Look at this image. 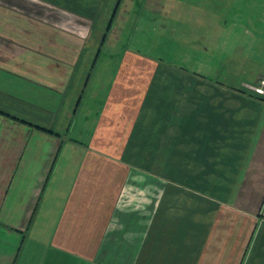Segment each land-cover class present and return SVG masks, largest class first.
Wrapping results in <instances>:
<instances>
[{
	"label": "crops",
	"instance_id": "1",
	"mask_svg": "<svg viewBox=\"0 0 264 264\" xmlns=\"http://www.w3.org/2000/svg\"><path fill=\"white\" fill-rule=\"evenodd\" d=\"M119 1H112L111 18ZM104 2L0 0V264H264V104L242 96L235 117L212 123L213 131L229 132L223 142L231 150L211 152L202 141L200 161L212 164L209 172L172 169L169 152L163 171L127 154L148 90L127 83L134 61L124 64L133 69L120 73L124 81L95 112L88 146L97 151L60 155L87 108L82 94L66 115L73 122L64 137L44 107L10 105L27 103L12 94L5 74L65 95L100 29L94 20ZM45 15L51 27L37 22ZM62 27L77 34L71 46L59 42ZM49 33L54 42L43 37ZM136 63L148 69L142 79L150 81L157 63ZM118 86L132 91L119 93ZM28 108L38 109L41 121L11 118L13 111L28 122ZM220 164L231 165L232 173Z\"/></svg>",
	"mask_w": 264,
	"mask_h": 264
},
{
	"label": "rangeland",
	"instance_id": "2",
	"mask_svg": "<svg viewBox=\"0 0 264 264\" xmlns=\"http://www.w3.org/2000/svg\"><path fill=\"white\" fill-rule=\"evenodd\" d=\"M112 1L104 2L103 13L94 20L100 29L90 36L88 50L65 95L46 85L5 74L12 94L27 103L10 105L18 109L44 107L52 113L43 115L49 122L55 118V128L64 137L73 122V117L66 115L74 111L82 94L87 108L80 110L75 127L62 143L60 155L81 156L87 150L97 151L96 147L88 146L89 135L96 128L95 112L104 105L112 86L124 81L120 73L126 70L127 74V69H133L124 64L134 61L136 68L130 72L132 76L127 83L139 88L135 91L143 90L144 85L148 90L137 121L139 131L134 133L127 154L134 155V162L140 166H154L163 171L165 152H169L172 169L178 171L182 166L196 172L202 167L209 172L212 164L200 161V143H210L211 152L219 149L217 153L222 154L231 150L223 142L229 132L213 131L217 126L212 123L235 117L242 96L264 104V0H123L116 19L111 20ZM13 11L19 12L14 7ZM39 21L51 25L46 15ZM108 24L113 26L107 31L103 46ZM59 32L61 46L74 44L77 34L70 28L62 27ZM79 33L84 37L82 30ZM43 37L54 42L50 33ZM138 60L157 63L154 72L147 75L150 81L142 79L143 71L147 74L148 69L136 66ZM87 79L90 81L85 85ZM130 91L118 86L119 93ZM31 108L25 110L28 122L13 111L11 118L31 125L30 122L42 117L38 109ZM213 139H219L220 145L213 148ZM220 167L232 173L231 165ZM224 176L222 173L219 182H225Z\"/></svg>",
	"mask_w": 264,
	"mask_h": 264
},
{
	"label": "trees",
	"instance_id": "3",
	"mask_svg": "<svg viewBox=\"0 0 264 264\" xmlns=\"http://www.w3.org/2000/svg\"><path fill=\"white\" fill-rule=\"evenodd\" d=\"M121 2H122V0L118 2L117 7H116V10L114 11L111 20H115L117 14H118V11H119V8H120V5H121ZM113 23H114V21H113ZM110 26H111V25H110ZM110 26H109V28H108V31H110V29H111V27H112V26H111V27H110ZM106 39H107V33L104 35V38H103V40H102V41H103L102 45L105 44ZM101 48H102V46H101L100 49L98 50V54H97V56H96V60H95V61H97L98 58H99V55H100V53H101ZM81 101H82V97L79 99V101H78V105H80V102H81ZM78 105H77V107H79Z\"/></svg>",
	"mask_w": 264,
	"mask_h": 264
}]
</instances>
